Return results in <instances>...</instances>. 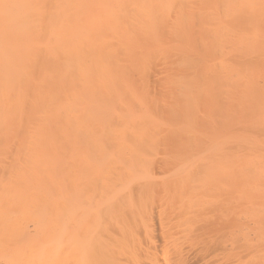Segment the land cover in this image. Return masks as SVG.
<instances>
[{"label":"bare ground","instance_id":"obj_1","mask_svg":"<svg viewBox=\"0 0 264 264\" xmlns=\"http://www.w3.org/2000/svg\"><path fill=\"white\" fill-rule=\"evenodd\" d=\"M0 264H264V0H0Z\"/></svg>","mask_w":264,"mask_h":264}]
</instances>
